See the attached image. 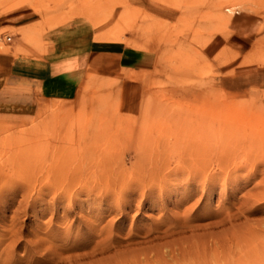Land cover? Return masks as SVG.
Returning a JSON list of instances; mask_svg holds the SVG:
<instances>
[{"label": "rangeland", "instance_id": "obj_1", "mask_svg": "<svg viewBox=\"0 0 264 264\" xmlns=\"http://www.w3.org/2000/svg\"><path fill=\"white\" fill-rule=\"evenodd\" d=\"M240 14L229 44L259 55L264 0H0L30 74L0 80V264H264V86L222 51Z\"/></svg>", "mask_w": 264, "mask_h": 264}, {"label": "crops", "instance_id": "obj_2", "mask_svg": "<svg viewBox=\"0 0 264 264\" xmlns=\"http://www.w3.org/2000/svg\"><path fill=\"white\" fill-rule=\"evenodd\" d=\"M244 19V20H243ZM241 23L243 27L247 31H249V24L248 19L244 18L241 14L240 15H233L232 20L229 26V33L226 41H224L223 45V52L227 55V59L224 62V65H228L225 72L226 73H233V74H240L245 76H250L251 74H261L259 78H261V84L264 86V51L260 52L259 55H256L253 51V44H252V33H248V48L247 51L244 52L240 49H236L231 47L229 44L230 38L233 36L235 31V26L233 24ZM21 24V23H20ZM20 24L13 23L14 26H22ZM89 41L85 44L83 49H78L74 51L67 52L70 55L60 56L57 58V54L55 53H48V56H43L38 60L35 64L37 65L36 71V80L39 84L44 86H48V84H57L60 83L61 79V68L64 67V64H61V61L70 60L73 57H85L84 59V67L86 68L92 58V46L93 44ZM63 51H59L62 53ZM77 54H74V53ZM71 53L73 56H71ZM142 55V54H141ZM139 56L135 58L130 67H126V69L140 72L146 71L148 68L152 67V58L148 57L147 55L143 54L144 56ZM26 61L21 57L19 60L18 57L15 58L11 56L6 51H0V80H4L9 76H14L16 74H21L23 76H29L28 68H27ZM170 77V74L167 73L165 78ZM157 76H152V81L154 83L157 81Z\"/></svg>", "mask_w": 264, "mask_h": 264}, {"label": "built area", "instance_id": "obj_3", "mask_svg": "<svg viewBox=\"0 0 264 264\" xmlns=\"http://www.w3.org/2000/svg\"><path fill=\"white\" fill-rule=\"evenodd\" d=\"M5 39H6L7 41H9V40L11 39V37H10V36H6Z\"/></svg>", "mask_w": 264, "mask_h": 264}]
</instances>
